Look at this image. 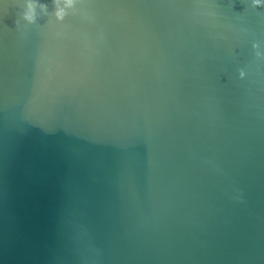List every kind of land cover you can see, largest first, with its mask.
I'll return each mask as SVG.
<instances>
[{
	"label": "water",
	"instance_id": "obj_1",
	"mask_svg": "<svg viewBox=\"0 0 264 264\" xmlns=\"http://www.w3.org/2000/svg\"><path fill=\"white\" fill-rule=\"evenodd\" d=\"M0 264H264V0H0Z\"/></svg>",
	"mask_w": 264,
	"mask_h": 264
}]
</instances>
